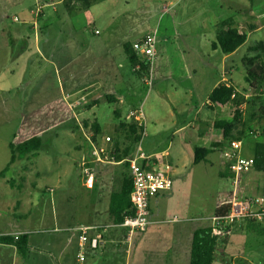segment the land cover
Masks as SVG:
<instances>
[{
  "label": "rangeland",
  "instance_id": "obj_1",
  "mask_svg": "<svg viewBox=\"0 0 264 264\" xmlns=\"http://www.w3.org/2000/svg\"><path fill=\"white\" fill-rule=\"evenodd\" d=\"M203 1L206 0H183L175 13V0H105L85 11L79 10V4L68 8L64 0L54 4L45 0H0V171L10 161V142L17 144L42 136L37 154L16 160L0 178V229L29 228L34 247L29 259H22L13 247L0 244V264H33L36 257L43 264H57L62 249L74 260L79 250L78 232L63 229L68 228L70 219L60 217L64 221H55L57 214H72L71 227L109 223L110 188L102 186V182L89 188L82 177L83 156L93 152V148L81 125L84 118L93 114L86 105L94 95L101 94L103 88L98 89L99 86L108 89L106 83L111 78L119 80L114 92L128 87L131 101L143 109L145 133L135 150L140 148L148 161L170 164L173 185L171 190L162 191L153 208L152 219L159 222L150 224L131 244H109L90 255L108 259V264H124L130 249L132 263L189 264L190 248L180 244L176 248V230L184 226L186 231L187 225L197 226L200 222L204 226L217 223L215 207L230 201L231 193L227 192H232L234 185L232 176H219L218 164L196 166L191 162L192 155L190 161L180 151L175 152L190 134L187 125L192 114L187 88L196 82L203 83L204 89L206 85L212 88L223 77V54L212 47L223 18L242 21L239 24L245 32L250 22L262 27L249 32L247 41L228 60L239 89L247 85L242 59L253 54L248 47L264 42V0L253 8L258 10V16L253 18L248 13L252 11L250 0ZM37 8L40 13H32ZM112 23L114 29L109 31ZM132 26L136 30L131 31ZM119 31L129 32V39H134L133 34L138 31L155 34L157 54L152 63L151 86L137 75L123 46L118 44ZM15 34L24 39H15ZM193 68H197L196 73ZM133 83L134 88H130ZM83 87L82 93H77ZM174 87L180 92L177 101L170 95ZM91 92L95 93L85 96ZM102 106L110 112L117 106L122 108V118L112 114L104 120L108 123L105 134L120 120L130 121L127 101L121 105L105 102ZM259 106L252 103L244 111L248 115ZM248 124L259 131L257 135L248 132L242 139L246 151L252 153L257 141L264 142V120ZM178 126L185 129L174 133ZM163 150L169 156H162ZM175 216L176 222L169 221ZM202 216L208 218L188 221ZM246 221L238 219L229 226H219L226 225L230 232L220 236L214 264H229L221 258L223 246L229 259L264 264V234L248 228ZM56 226L58 231L54 230ZM62 236L63 244L47 243ZM110 252L119 253V259H112Z\"/></svg>",
  "mask_w": 264,
  "mask_h": 264
},
{
  "label": "trees",
  "instance_id": "obj_2",
  "mask_svg": "<svg viewBox=\"0 0 264 264\" xmlns=\"http://www.w3.org/2000/svg\"><path fill=\"white\" fill-rule=\"evenodd\" d=\"M49 3L56 2L58 0H45ZM100 0H65L64 4L69 8L74 2H78L80 11L89 10V8L99 2ZM220 29L216 36V40L212 42L214 49H219L223 54H230L243 45L248 39V32L257 28V25L248 26L247 31L240 29L235 25L234 19L225 18L219 23ZM123 50L138 76L144 77L151 70V62L143 59V57L134 49L132 42H126L123 44ZM248 50L253 52L249 56H244L242 61L245 66V81L248 85L244 90L250 89L252 95L250 98H246L245 95L238 91V87L234 84L227 85L226 83H220L217 85L209 95L210 102L214 105L224 106L231 105V116L227 119H220L213 123V127L221 132V141L213 143L210 147H196L194 151L193 162L195 164L205 160L206 157L215 150L223 149V145H227L229 141L241 140L247 136L248 132L258 134L259 131L253 130L249 127L248 122H261L264 120V100L261 93L264 83V42H258L254 45H250ZM137 65L140 68H136ZM105 98L112 101L113 96L110 94L105 95ZM94 102V101H93ZM253 103V106L257 107L248 113L247 120H244L245 112L240 109V106L247 104L249 107ZM92 103L86 105L87 109H90ZM263 113V114H262ZM115 117L121 118V110H115ZM249 120V121H248ZM259 120V121H258ZM257 123V124H259ZM83 125L90 127L94 132V139L100 144L99 139L102 134V129L99 123L92 116H88L83 119ZM109 132L113 141L114 156L117 161L125 160V170L123 172L120 187L112 191L109 201V215L114 224H120L123 222L126 215L132 213L131 204V191L133 189L132 176L129 169L130 157L135 154V145L141 142L145 133L144 124H140L138 121L132 119L128 121L120 120ZM42 147V136L35 135L29 139H26L20 143H9L11 151V158L8 165L0 171V178L4 176L10 165L16 160L23 159L28 155L37 154ZM253 157L255 158L254 169L260 171L264 175V142L257 141L254 144ZM148 162V160H146ZM146 168V164H142ZM221 177L233 176L230 170L229 163L225 167L224 171L220 172ZM230 202L221 203L215 207V218L217 221H223L230 210ZM264 219H247V227H253L259 233L264 234V226L262 222ZM218 224L212 223L206 226H201L194 230L191 241L190 259L189 264H214L218 258ZM30 234L23 232L18 239L8 233L0 234V243L8 244L15 247L17 255L22 259H26L30 253ZM222 259L231 264H248L242 259H229L224 253V246L222 247Z\"/></svg>",
  "mask_w": 264,
  "mask_h": 264
},
{
  "label": "crops",
  "instance_id": "obj_3",
  "mask_svg": "<svg viewBox=\"0 0 264 264\" xmlns=\"http://www.w3.org/2000/svg\"><path fill=\"white\" fill-rule=\"evenodd\" d=\"M104 1L105 0H100L96 4L92 5L89 8V10L93 6H95L97 4H100V3L104 2ZM206 1H203V2L206 3ZM215 1L217 2L219 0H215ZM223 1L231 2V0H223ZM61 2L62 1L58 0L56 2H53V4L54 3H61ZM182 2H183V0H175V3H174V9H175L174 12L175 13L179 12V10H176V8L179 7ZM250 2H251V5L249 6V8L252 9V11H251V13L250 12H248V13H249L250 17H252V18L253 17H257L258 16L257 15V11L258 10L254 11L253 8L254 7L257 8L259 6L258 3L262 2V0H250ZM205 3L203 4V7L207 8ZM73 4L77 5L79 3L78 2H74ZM263 5H261V6L263 7ZM196 7H199L198 3L196 4ZM164 9L168 10V6H165ZM194 9H196V8H194ZM189 17L190 16H188L186 19H188ZM228 18H231V17H228ZM223 19H225V18H223ZM234 22H235L236 26H238L240 29H242V27H243L242 24H239V23H243L242 21L239 22V21L234 20ZM112 25H113V23L108 27L109 31H112L114 29L115 25H113V26ZM250 25H254V23H251V22L248 23L247 27L250 26ZM261 28L262 27L260 25L259 26L257 25V28L255 30L251 31V32L259 31ZM130 29H131V31H134V30H136V27L132 26ZM249 32H248V34H249ZM114 34H116V33H114ZM146 34H148V33L143 32V31L142 32L138 31V32H135L133 34L134 39H129L128 38L129 37V32L126 33L124 31H119V33H117V39L119 41L118 44H121L123 46V44L126 43V42L134 43L135 41L140 40ZM19 38L20 39H24V36L23 35L22 36H18V35L15 34V39H19ZM214 50L217 51L218 49H214ZM237 50H235L233 53H230V54H223L220 51L223 54V57L221 59L222 62H223V64H222V73H223L222 75H223V77L221 79L215 81V83L213 84L212 88L211 87L208 88L207 85H206L205 89H204V86H203L204 84L200 83V82H196L195 84H193V86L187 88L188 92H186V95L189 93L188 94V96H189V105H190V107H189L190 111L189 112L192 114L191 115V120H190L191 122L188 123V125H187L190 128V131H189L190 134L188 133L189 134L188 135V140L184 139L183 144L179 143L178 149H176V151H175L177 154L180 151V154L185 159H189L190 155H192V161H191V158H190V161L196 166L197 165L206 164V165L212 167V166L218 164V166L220 168L219 176H220V172L224 171L225 167H227V164H228V162L226 161V159L222 155V150L227 145L224 144L223 145V149H221V150L217 149V150L213 151L211 154H209L206 157L205 160L201 161L200 163L195 164L193 162V157H194V151H195L196 147H198V146L210 147L213 143H215V142L217 143V142L221 141V132L213 127V123L215 121H217V120H220V119L229 118L231 116V105L230 104H227V105H224V106L214 105V104H212L210 102L209 95L212 92V90L217 85H219L220 83H226L227 85L234 84L236 86V84L234 83V80L232 78L233 66L230 67V65L228 64V60L233 54H235V52ZM192 71L196 73L197 68H193ZM151 73H152V77H153V65L151 66ZM227 74L229 75V77L227 76ZM117 82H119V80L117 78H115V81H114L113 78H111V80L109 81V84L106 83V86L108 87V89L106 87H104V85H102L101 87L99 86L98 89L103 88V90L101 91V94L94 95L93 99L89 101L90 103H92V106L90 108V110L93 109L92 117L96 119V121L100 125V128L102 129V134L100 135V139H99V142H100L99 145L100 146H105L108 149H114L113 148L114 146H113V141H110V142H106L105 141V137L106 136H110L111 134L109 132L107 134H105L104 127L108 123L106 121H104V120L105 119L107 120L108 115L112 116V114H113V116L115 117L114 113H115L116 109H120L121 110V115H122V108H120V106H117V107L113 108V110L110 112L108 109L105 110L102 105L105 102L109 103V104L113 103L115 105L116 104L121 105V104H124L127 101V103L129 104V109H133L132 107L138 106L137 104L133 103V101H131L132 97L128 96V93H129L128 92L129 91L128 87H126V86L124 87L123 86V87L117 89L116 92H114L115 91L114 90L115 84ZM94 85H97V81L94 83ZM129 86H130V88H134V83H133V85L129 84ZM246 87H248V85L243 86L242 87L243 90L238 88V91L243 93L245 95V97L248 99V98L251 97L252 92L250 91V89L244 90ZM84 88L85 87L77 90L78 91L77 93H79V92L82 93V91H83L82 89H84ZM125 91H127V94L125 93ZM95 92H93V93H95ZM171 92H172L170 94L171 97H173L177 101L178 98L180 97V92H179L178 88L174 87V90H172ZM93 93L92 92L91 93H87V94H85V96L89 95V94H93ZM261 93H262V95H264V89L263 88L261 89ZM107 94H110V95L113 96L112 101H109L108 99L105 98V95H107ZM103 97L105 98V100H102ZM240 109L243 110V111L246 110L247 109V104L241 105ZM244 112H246L245 116H244L245 117L244 120H247V116H248V115H246L247 111H244ZM99 113H101L102 116L99 115ZM254 122L258 123L257 121H254ZM113 126L114 125H112L111 128H113ZM184 129H185V126H178L174 130V133H179V132L183 131ZM242 143H243V141H242ZM138 149H140V148H138ZM137 150L135 151V153L137 152ZM253 151H254V146H253V149L251 150L252 153H248L246 151V149L244 147V143H243V145H242V154L244 156H253ZM158 153H160V152H158ZM150 155H152V154H150ZM161 155L162 156H164V155L165 156H167V155L169 156V152H167V150H163L161 152ZM83 158H86L87 160L91 161V165H92V167L94 169V173H95V181H94L92 187H89V188H93L94 189L96 186H99L98 183L102 182L103 183L102 186H106L107 188H110V191H111L110 192V196H111L112 191H114V190H116L117 188L120 187V181H121L123 172L125 170V165H124V161L125 160H121L119 163L96 162V161H94V158H95L94 151L90 152V153H87L85 157L83 156ZM156 158H160V156L157 155ZM146 160H148V158L141 162V164H144V163L146 164V169H153L152 168L153 166H155V167L157 166L155 164L156 161H151L150 160V161L147 162ZM179 161H180V159H179ZM103 166H105V169H104L105 173H102V169L104 168ZM254 172L256 173V175L253 174ZM99 173H102L103 175L101 174L99 176ZM262 176H264L263 173L258 171V170H256V169H254V168L251 171H249L248 173L244 174L242 176L241 182L239 184L240 195L244 196V197L258 196V197H261L263 199V202H264V177L262 178ZM162 193L163 192L158 193L150 201L151 217H152V214H154L153 213V208L156 205V202L158 200L157 198L160 195H162ZM228 193H231V191L227 192V194ZM224 198H225V196H224ZM109 201H110V198H109ZM108 211H109V209H108ZM57 216L58 217H57V219L55 221H59V222L62 220V219H60V217L61 218L62 217L68 218L67 221H69V219H70V222L73 220V217H74L72 214H71L70 217L66 216V214H63V215H60V216L57 214ZM175 217H177V216H175ZM175 217L171 218L169 221L176 222V221H173V219ZM207 218L208 217L202 216L201 218H198V219L197 218H193V220H190V219H192V218H190L188 221H194V220L203 221L204 219H207ZM62 221H64V220H62ZM152 221H153V223L159 222V221L153 220V219H152ZM69 223L67 224L69 229L66 226H64L63 229H66L68 231L78 232L77 242H78V248H79L80 235H81L80 231L77 230L79 225L71 227ZM246 223H247V221H246ZM262 224L264 226V221L262 222ZM81 225H84V224H81ZM89 225H99V226L104 227V229L101 230L102 231V235H103V241L101 242L100 246L98 248H96V249L88 248V250L85 253V259L83 261H81L79 259V250L76 253V256H75L74 260H72L71 257L68 254H65L64 250L62 249V250H60V258H59V261L57 262V264H108L107 263L108 259L104 258L102 260L101 256H99V255H90V253H95L100 248H104V247H106L109 244L112 245L113 243L116 244L117 246H120V247L124 246L125 244H131V242L133 241L135 236H137L138 234H141V233L135 234L133 236L131 242H129V240L127 238L126 229L124 227H121V226H118V225L114 224L111 221V219H110V215H109V223H106V224L93 223V224H89ZM187 226L188 227H186V231H184L185 228H184V226H182V227H179L176 230V232H175L174 238H175V242L177 244L176 245L177 249L179 247L178 246L179 244L181 245V247L182 246H187V248L191 249V241H192V235H193L194 230L199 228V227H201V226H204V225L200 222L197 225L199 227H197L196 225H187ZM54 230L58 231L57 230V226H56V228H54ZM31 231L32 230H30L29 228L24 226V227H21L19 229H14V230H9L8 228L0 229V234L8 233V232H10V233H15V232H20V233L28 232V233H31ZM145 232H143V233H145ZM95 235H96V232L94 230H91L89 232V236L90 237H94ZM52 240H48L47 243H53V244L56 243L57 245H60V244H63L65 242V236L58 237L57 241H55V240L52 241ZM32 241L33 240L29 241L30 248L34 247L33 244H32ZM68 241H69V243H72L71 242L72 241L71 238ZM43 242H46V241H43ZM3 245H7V246H10V247H13L14 250H15V253L17 254L16 249H15L14 246L8 245V244H3ZM127 254L128 255L126 257V260H125L124 264H137L136 262L135 263L131 262L130 249L127 250ZM89 255H90V257H88ZM109 255L111 256L112 259H115V260L119 259V257H120L119 253L113 254L112 252H110ZM28 259H29V257H28ZM32 263L33 264H38V263L39 264H43L44 261L42 259H40L39 257H36V258L32 259ZM52 263H53V261H52ZM52 263H50V264H52ZM175 263H178V262H175Z\"/></svg>",
  "mask_w": 264,
  "mask_h": 264
},
{
  "label": "built area",
  "instance_id": "obj_4",
  "mask_svg": "<svg viewBox=\"0 0 264 264\" xmlns=\"http://www.w3.org/2000/svg\"><path fill=\"white\" fill-rule=\"evenodd\" d=\"M63 1V0H60ZM40 8L33 10L32 13L39 14ZM16 20V18H15ZM98 33V31H96ZM134 49L143 57V59L153 63L156 59V38L155 34L148 33L140 40L133 43ZM136 68H140L137 65ZM144 81L147 85L151 86L153 83L151 70L148 74L144 75ZM128 119L136 120L140 124H144L145 115L141 107L130 109ZM83 134L87 141L90 142L93 151L95 153L94 161L96 162H109L119 163L115 159L114 149H108L105 146H100L94 139L95 132L83 124L81 125ZM106 142L112 141L110 136L105 137ZM242 141L231 140L227 146L222 150V155L229 163L230 170L233 173V185L234 190L231 192L230 198V210L223 221H217V224L226 223L227 226L233 224L238 219H264V202L261 197L250 196L244 197L240 195L239 184L244 174L251 171L255 164V158L253 156H244L242 154ZM148 157L140 149L130 157L129 168L133 181V189L131 191V204L132 213L126 215L123 222L116 224L124 227L127 231V238L129 242L133 236L137 233H143L147 230L148 226L153 223L151 217L150 201L158 193L172 188L173 178L171 175L172 167L168 163H156L155 169H146L142 166L141 162ZM82 177L88 187H92L95 181L94 169L91 165V161L83 158L81 162ZM178 220L175 217L173 221ZM218 226L219 239L220 236L225 233H229L230 229H226V225L223 228ZM102 229L104 227L99 225H79L77 230L80 231V243H79V259L83 261L85 259V253L88 248L96 249L103 241ZM94 230L96 235L94 237L89 236V232ZM15 239H18L21 235L20 232L11 233Z\"/></svg>",
  "mask_w": 264,
  "mask_h": 264
}]
</instances>
